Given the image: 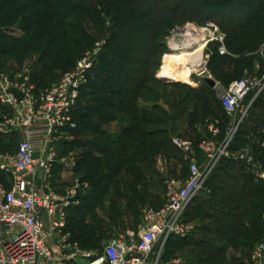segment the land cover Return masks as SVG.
<instances>
[{
	"label": "trees",
	"instance_id": "obj_1",
	"mask_svg": "<svg viewBox=\"0 0 264 264\" xmlns=\"http://www.w3.org/2000/svg\"><path fill=\"white\" fill-rule=\"evenodd\" d=\"M142 1H115L117 5L113 19L115 27L111 30L108 39L107 53L103 54L99 63L95 65L100 72L94 74V70L92 71L89 81L81 88L77 109L73 113L78 133L85 135L87 139L72 143L78 145L81 150L77 167L80 169L98 166L106 156L119 157L116 164H112L107 171L111 174L102 176L108 181L112 176H116L113 173L121 171L122 163L128 161L124 159L125 153L132 151L137 158L152 147L163 146L160 142L156 144L150 142L151 138L160 135L156 134L159 132L149 131L144 127L154 125L152 113L167 116L168 112L159 104L150 109H140L136 102L147 99L142 91H147L157 99L160 98L154 88L149 86L150 83L157 87L162 84V81L155 77L154 68L158 66V61L152 60L154 55L161 54L160 43L156 44V40L175 28L177 19L181 17L177 18L178 13L182 8L185 10L196 5L207 16L222 15V19L225 20H222V23H214L225 33L228 50L230 47L233 48L232 39L237 38L239 34L236 30L226 32L225 26L233 24L237 28H243L245 26L243 21L248 19V16H244L248 13V8L258 2L263 4V9L255 22L260 27L264 26V0H179L174 4V8L164 4L169 0ZM148 2L152 3L150 7L145 6ZM136 5H138L137 10L132 11L130 6L134 8ZM104 8L107 9V6L105 5ZM168 14L171 15L169 18ZM151 16L153 18H150ZM98 19L101 20L102 16L95 14L88 0H0V65L20 66L25 60L35 59L42 77L52 75L55 70L68 68L74 64L81 49L84 48L82 40L88 41L90 38L85 31V23L88 21L97 23L95 20ZM15 25L20 35L14 36L7 32ZM242 31L240 29L239 32ZM238 42L243 45L240 40ZM210 46L214 50L211 59L213 61L218 59L217 68H221L225 60L236 66H243L244 57H247L243 55L236 61L227 58V55H220L218 43L213 42ZM172 57L178 59V62L184 59L177 54ZM210 65H208L209 69H211ZM167 74L173 78L183 75L185 81L188 80L189 72L187 69H182L177 74L169 70ZM263 75L264 73L260 77ZM233 81L235 80L231 79L226 86L228 87ZM87 85L90 86L88 95H92V102L95 105L93 107L84 106L83 89ZM204 90L205 88L201 89L202 92ZM215 97L213 102L220 103L221 109H224L221 99ZM254 100V94L249 95L247 104H252ZM102 109L116 112L118 115L109 114ZM97 115L99 121L105 123L113 122L121 116V121L126 122L127 125L118 134L107 132L102 125L92 122L93 117ZM247 121H250L251 129L241 131ZM220 129L219 138L222 139L225 134L222 132V124ZM238 130L230 150L240 151L250 148L249 154L253 156V162L223 159L206 184L211 191L210 208L201 211V214L212 218L220 229L224 230V234L217 244L211 241L200 242L199 247L204 251L203 264H229L223 258L229 247L238 245L248 248L257 237L264 236V178L260 176L264 172V91L256 99L253 107L249 108ZM209 135L208 132L200 140L194 141L195 144ZM144 160L143 156L142 161ZM130 162L133 164L134 160L130 159ZM110 185L111 182L101 188L92 187L86 194H81V203L73 210H84L91 204L96 207L99 202H90V198L97 197L101 201L110 189ZM78 217L80 216H71L70 220L77 222L80 220ZM83 220H80L81 224H84ZM91 237L87 236L85 241H90ZM182 238L169 239L168 247Z\"/></svg>",
	"mask_w": 264,
	"mask_h": 264
},
{
	"label": "built area",
	"instance_id": "obj_2",
	"mask_svg": "<svg viewBox=\"0 0 264 264\" xmlns=\"http://www.w3.org/2000/svg\"><path fill=\"white\" fill-rule=\"evenodd\" d=\"M179 34L206 49L216 42L220 55L229 54L226 35L214 22L189 24L172 32L173 37ZM170 45L169 49L177 52L182 44ZM98 52L82 56L57 84L39 95L28 88L27 82L18 88L13 78L0 73V105L8 108L0 119V134L19 132L22 138L15 153L0 152V264H161L165 243L189 234L185 214L221 161L253 162L249 150L231 151L230 147L250 108L248 96L254 94L256 98L264 89V75L235 80L225 89L220 97L222 105L238 122L222 139L218 119H207L210 135L197 145L186 138L173 139L184 155L188 176L183 182L167 180V202L159 208H145L138 232L117 235L105 242L100 253L77 254L67 246L66 238L49 242L45 216H58L57 226L64 227L65 209L73 205L78 190L75 187L63 195L50 189L53 165L58 160L56 147L66 131L77 127L73 113L81 88L98 62ZM209 58L207 54L192 64L197 76L205 79L209 75ZM161 239L162 245L158 246ZM251 262L264 264V236L251 252Z\"/></svg>",
	"mask_w": 264,
	"mask_h": 264
},
{
	"label": "rangeland",
	"instance_id": "obj_3",
	"mask_svg": "<svg viewBox=\"0 0 264 264\" xmlns=\"http://www.w3.org/2000/svg\"><path fill=\"white\" fill-rule=\"evenodd\" d=\"M115 1L117 0H88L90 6L94 8L95 14L101 15L102 19L95 20L97 23L94 21H88L85 23L84 28L90 38L88 41L82 40V42H84V48L81 49L79 57L72 66L65 69L55 70L52 75L42 77V75L38 72L39 64L35 59H32L25 60L20 66L12 65L11 67L9 64L8 66L2 67L0 65V73L13 78L15 83L18 85V88L23 82H27L28 88H30L35 94L39 95L53 85L57 84L62 76L66 72L72 70L76 66L78 60L88 52L94 50L99 51L98 64L101 56L103 57V54L107 53L108 39L112 33L111 30L115 27V22L113 21L115 17V8H117ZM137 1L140 2L142 0H135V2ZM178 1L179 0H169L164 4H168L174 8V4ZM145 4V6L150 7L152 3L148 2ZM105 5L107 6V9L104 8ZM136 7H138V5L134 6V8L130 6L132 11H136ZM262 9L263 4L260 2L248 8V13L244 15L245 17L248 16V19L243 21L245 28H237L233 24L225 26L226 32L236 30V33L241 36L240 37L238 35V39L235 37L232 39L233 48L230 47V50H228L229 54L227 55V58H232L238 61L243 55H247V57H244L243 66H236L233 63L225 62L226 60L224 59V65L221 68H217L219 64L218 59L217 61L216 59L214 61L211 59L214 50H212L210 45L206 49L199 44L194 43L192 38L188 39L180 34L173 37L172 32L174 29L183 28L189 24H197L201 26L210 22L208 20H211V22L222 23V20L225 19H222L223 16L219 14H211L207 16V14L202 12V10L196 5L190 6L185 10L182 8L178 13L177 18L181 16L183 19L181 17V19L178 18L175 28L170 29L166 35H161L159 39L156 40V44L160 43L161 47L159 50H161V54L159 56L154 55L152 60L155 59V61H158V66L154 68L155 77L161 80L162 84L160 87H157L150 83L149 86L154 88L156 95L159 94L160 98H158V100L154 95H149L147 91H142V94L146 95L147 99L138 100L136 102L140 109H150L152 106L159 104L163 110L168 112L167 116L155 112L152 113L154 116V125L144 127L146 130L159 132L156 134L160 135L151 138L150 142H154L155 144L160 142L161 144L163 143V146L152 147L146 153L144 152L142 154L145 158L144 161H142V155L135 158L132 151L125 153L124 159L126 158L128 161H124V163H122L120 170L127 172L131 171L133 173L132 176L130 174H125L123 177H119L117 176V173H113L116 176H112L111 180L108 181L103 179L102 176L104 174H111V172L107 171L111 168L112 164H116L119 157L106 156L102 158V161L98 166L79 169L77 167V160L76 163L73 161V157L75 153H77L79 146L73 145L72 139H76L78 135H80V138L85 140L87 139L85 135L78 133L77 128L68 130L65 132L60 145L58 144L56 147L58 160L53 165L52 174H58L59 178L54 181L53 188L57 192L60 191L59 193L63 192V194L66 195L74 190L75 187H78V189H82V194L84 195L92 187L101 188L105 186V184L111 182L110 188L117 190L116 197H118L119 190L122 187L125 188V190L127 189L129 196H139V193L143 192L145 200H149V198L152 197L158 199L159 204H155V206H163L168 200V190L166 185L167 180L171 178L182 180L185 168H188L184 161L183 153L176 147V145H174L173 139L184 138V135L186 136L187 134L194 135V130H197V128H200L202 131H207V119L220 120L222 124V132L225 133L224 135L234 129L236 123L238 122V119L234 114H229L223 108L221 109L220 103L215 104L213 102L214 98H216L215 96H217V90L210 87L204 81V78L196 75L192 64L205 59V55L208 54L210 56L208 65L211 64V69H209L208 66V76L216 82L219 81L222 84H228L231 79L239 80L244 78L260 77L264 73V26H258L255 20L259 16ZM167 16L169 18L171 15L168 14ZM150 18H153V16ZM240 29L243 31L239 32ZM7 32L14 36L20 35L17 25L10 27ZM194 40L197 41L196 38ZM239 40L241 43L243 42L244 47L245 45L248 47L243 48V45L238 42ZM170 42L182 45L178 47L177 52H172L169 49L172 45H170ZM240 47L242 48L240 49ZM179 53L184 54L185 59L178 62V59H174L172 56L174 54L180 55ZM211 60L212 63H210ZM182 69L188 70V81L183 80L185 78L183 75H178V77L173 78L167 74L169 70H173L174 73L178 74V71ZM99 72V69L96 67L94 69V74ZM26 78L28 79L26 80ZM177 84L181 85L178 86ZM202 88H205L203 92L201 91ZM89 91L90 86L87 85L83 89V102L85 103L84 106L93 107L95 105L92 102V95H88ZM19 93L23 95L22 91H19ZM102 110L106 111L104 109ZM106 112L109 114H117L113 111ZM256 112L258 111H255V113ZM5 113V110L2 111L0 113V118ZM94 117L92 122L99 123L107 132L113 130L114 132L112 133H119V128L123 123L121 121V116H118L115 121L110 123L99 121L98 115L95 118ZM240 126L238 129H240ZM250 126V121H247V123L243 124L241 131H249L251 129ZM238 129L237 131H239ZM237 131L235 135L237 134ZM7 139L8 140L5 143V146L0 147V152L15 153L18 143L22 138L11 137ZM247 150H250V148ZM130 159L134 160L133 164L130 162ZM75 170L77 171L76 174H71V172ZM169 170L170 174L168 173ZM214 181L217 182L218 180ZM203 191H205L204 194L207 193V195H210V189L208 186H205ZM99 203L102 205V202ZM149 206L154 205L147 203L144 206V210ZM102 211L103 210H101L99 214H102ZM96 212L98 214L94 204L85 207L84 210H73L71 216H80L78 218H80V220L84 219V224H81L80 220H77V222L69 220L66 222V225L61 228V230H63L62 232L66 235L67 246L77 254L100 253L103 250L105 242L100 241L97 234L94 235V228L91 226V223L93 222L91 217L95 216ZM208 223L207 224L213 228L211 229L213 231H211V234L207 235L205 238L207 241L217 244L220 240L219 236L215 235V228L220 229V227L214 222V225L211 221H208ZM125 231L128 232L130 230ZM87 236H92L90 241H85ZM261 238L262 236L257 237L256 241L251 243L247 249L238 245L229 247L230 250H228L227 254L223 258L226 259L229 264H252L251 252ZM162 242L163 239L159 240L158 246L162 245ZM187 244L188 241L184 242L183 239H181L176 241L175 247H168L166 242L161 264H203V249L200 247H185ZM79 262L84 264L82 261Z\"/></svg>",
	"mask_w": 264,
	"mask_h": 264
},
{
	"label": "crops",
	"instance_id": "obj_4",
	"mask_svg": "<svg viewBox=\"0 0 264 264\" xmlns=\"http://www.w3.org/2000/svg\"><path fill=\"white\" fill-rule=\"evenodd\" d=\"M188 81V80H185ZM205 81V79H204ZM186 83V82H185ZM219 86H221L224 90L227 88L226 84H222L221 82H217ZM217 96L218 95V92ZM8 111V108L0 105V113L2 111ZM1 116V115H0ZM1 119V118H0ZM127 123L124 122L121 124L119 128V133L122 131L124 126H126ZM110 130V129H109ZM195 134H187L184 135V138L192 140V141H198L202 137L206 136L208 134L207 131H202L200 128L195 129ZM199 131V132H198ZM110 132H114L113 130ZM80 134V133H79ZM83 135V134H82ZM81 135V136H82ZM80 135L76 139H72V143L75 141L83 142L85 139L80 138ZM11 137H21V134L19 132L14 133L12 135H1L0 134V147L5 146V143L7 142V138ZM61 143V142H60ZM59 143V145H60ZM76 145V144H73ZM80 155V149H78L77 153H75L73 157V161L78 160V157ZM64 162V161H63ZM76 170L71 172V174H76ZM170 174V170L168 171ZM125 174H130L132 176V172L130 171H120L119 174L117 173V176L123 177ZM188 176V168H185V172L183 173L182 180H179L183 182L186 177ZM262 178H264V172L260 174ZM3 178H8L5 175H2ZM58 174H52V177L49 182V186L51 190L56 191L53 188V183L56 179H58ZM89 190V188H88ZM91 190V189H90ZM57 192V191H56ZM58 191L57 193H59ZM205 191L201 192L192 202L191 206L188 208L186 214H185V222L190 226V232L187 236L183 237V241L187 242L188 244L185 246L190 247H198L199 244L202 241H207L205 237L207 235L211 234V226L208 225V221L213 223V219L207 216H204L201 214V211L209 210V201H210V195L204 194ZM211 193V191H209ZM60 194H63L61 192ZM82 194V189L77 190V196L74 198L73 205L69 208L65 209V224L66 222L70 220V217L73 212V208L78 206L81 203L80 195ZM64 195V194H63ZM117 190L114 188H110L100 201L99 198L93 197L90 198V202H102L99 203L96 206V211H98V214L96 212V215L91 217V220L93 222L91 223V226L94 228V235L97 234L99 237V240L102 242H107L108 240L116 237L119 234L126 233L125 230H130L131 232H137V230L140 229L143 221V212H144V206L145 204H152L154 206H149L153 208H159V206H155V204H159L158 199L150 197L149 200H145L143 197V192L139 193V196H129L127 193V189L120 188L118 197ZM146 207V208H149ZM102 214H99L101 210ZM214 212V210H212ZM58 216L55 217H48L45 216V232L48 235L47 240L49 242H54L58 240L59 238H66V235L61 228L57 226ZM208 223V224H207ZM215 223V222H214ZM213 223V225H214ZM215 235L219 236V240L223 237L222 234H224V230L215 228ZM63 233V234H62ZM175 247V243H173L170 247ZM244 249H247L246 247H242ZM230 250V249H229ZM85 264V263H84Z\"/></svg>",
	"mask_w": 264,
	"mask_h": 264
},
{
	"label": "water",
	"instance_id": "obj_5",
	"mask_svg": "<svg viewBox=\"0 0 264 264\" xmlns=\"http://www.w3.org/2000/svg\"><path fill=\"white\" fill-rule=\"evenodd\" d=\"M205 82L212 88H215L218 92L219 98L224 94L225 90L217 84L215 80H213L210 76L205 77ZM264 91V89L258 94V96L255 98L253 103L250 105V108L253 107L256 99L259 97V95Z\"/></svg>",
	"mask_w": 264,
	"mask_h": 264
},
{
	"label": "bare ground",
	"instance_id": "obj_6",
	"mask_svg": "<svg viewBox=\"0 0 264 264\" xmlns=\"http://www.w3.org/2000/svg\"><path fill=\"white\" fill-rule=\"evenodd\" d=\"M184 59H185V55L184 54H180Z\"/></svg>",
	"mask_w": 264,
	"mask_h": 264
}]
</instances>
